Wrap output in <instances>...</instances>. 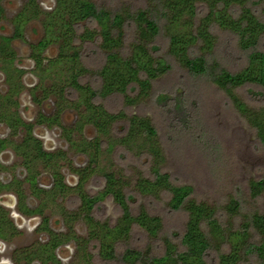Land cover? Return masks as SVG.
<instances>
[{"label":"trees","instance_id":"1","mask_svg":"<svg viewBox=\"0 0 264 264\" xmlns=\"http://www.w3.org/2000/svg\"><path fill=\"white\" fill-rule=\"evenodd\" d=\"M1 1L0 20L3 18ZM30 21H39L44 30L40 51L48 45L57 46L58 58L52 64L63 70L58 83H63V92L78 94V105L85 110L81 118L110 140L108 149L111 150L115 143L128 152L134 147L139 157L145 155L153 161L150 177L138 175L128 184L112 174H105V191L85 200L86 208L90 210L105 195H111L122 212L114 228L99 225L97 233L93 232L101 247L100 255L112 260L113 244L128 238L133 226L152 239L162 231L159 217L142 208L136 215L131 214L127 202L129 189L130 193L137 192L143 197L167 194L169 209L183 211L186 222L177 243L169 237L163 238L164 250L160 256L126 250L122 255L125 262L208 264L207 258L213 253L215 264H264V213L256 210L243 214L241 203L231 198L223 208L224 213H220L228 219L223 225L218 208L194 200L190 186L172 184L169 176L157 166L163 159V150L150 119L137 114L127 116L123 111L113 114L97 102L118 95L126 106H132L147 99L161 108L172 126L179 125L184 131L193 129L195 118L184 90L153 93V84L171 69L166 57L158 54L159 47L155 44L162 32L168 40L166 56L191 76L204 78L221 91L254 130L264 148V105L253 108L237 92L257 88L264 96V52L259 47L264 38V0H149L148 7L135 12L125 7L112 12L97 7L91 0H55V8L49 13L43 12L36 0H27L12 20L13 37H22L23 29ZM90 22L97 24L98 31L84 28L79 33L81 24ZM127 28H132L134 33L128 44ZM213 28L234 35L245 60L238 71L230 72L218 61ZM94 40L99 41L98 48L104 60L99 69L90 71L82 63L81 48ZM7 50L8 40L1 38L0 55H10ZM90 75L96 77L98 88L83 81ZM131 90L135 92L134 96L130 95ZM118 124H123V137L112 139L110 130ZM139 137L142 139L136 143ZM94 157L90 159L91 164L95 163ZM57 182V186L65 191L61 180ZM248 189L250 198H258L264 192V176L250 181ZM237 219L238 225L234 224V227L230 220ZM87 221L91 223L90 219Z\"/></svg>","mask_w":264,"mask_h":264},{"label":"rangeland","instance_id":"2","mask_svg":"<svg viewBox=\"0 0 264 264\" xmlns=\"http://www.w3.org/2000/svg\"><path fill=\"white\" fill-rule=\"evenodd\" d=\"M97 7H104L110 11H119L122 7L128 8L131 12L144 9L149 6V0H92ZM257 1V0H252ZM25 0H3L4 19L0 22V35L7 36L12 32L11 19L21 9ZM43 9L52 6V0H40ZM261 6V5H259ZM260 7H258L259 9ZM88 28L98 31V26L94 22L83 23L79 27V33ZM213 34L216 37L215 55L220 64L230 72H236L244 66V54L238 49L234 35L213 28ZM42 35V29L37 22L30 23L25 32L26 43H35ZM133 29L127 28V44L133 39ZM167 38L161 32L155 40L159 47V53L166 57L170 64V71L158 79L153 84V93H171L182 89L190 109L194 115L195 121L193 129L183 130L179 125H171L161 108L147 99L141 103L132 106H126L123 98L118 95L111 96L105 100L98 99L104 108L110 113L123 111L127 116L144 115L150 119L152 125L157 130V134L163 150V159L158 161L157 166L161 168L162 173L169 176L174 185H187L192 188V198L199 202H204L210 206L218 208L219 215L224 213V206L231 198L241 203L242 213L246 214L252 211L264 213V192L256 199L249 196L248 183L252 180H258L264 176V148L259 144L254 130H252L242 117L235 111L226 96L215 86L210 84L204 78H195L187 71L182 69L174 60L166 56ZM99 41L82 45V63L90 71L99 69L103 63L104 56L98 48ZM260 50L264 52V38L260 43ZM14 48L17 53L16 65L20 68L30 69L32 63L28 58L29 48L22 42H14ZM56 54L55 49L47 51L48 57ZM90 83L95 89L99 84L95 76H86L83 80ZM26 85L32 83L29 75L24 76ZM2 75L0 74V91H4ZM239 96L245 100L248 105L258 108L264 105V96L257 88H244L237 91ZM154 94V95H156ZM134 96L135 92L130 91ZM21 106L27 104L26 92L20 100ZM25 111V108H22ZM73 114L67 113L64 123H71ZM120 125V124H119ZM116 126L113 131L112 139L123 137L121 128L123 125ZM96 132L92 128L84 130V137L92 138ZM52 133H48L46 140H53ZM102 138L101 136L98 139ZM142 137L137 138L138 143ZM53 142H55L53 140ZM63 150L67 151L69 162L72 166H83L85 157L78 156L66 148L63 144ZM69 151V152H68ZM134 147L127 152L123 147L116 144L113 151H106L101 148L98 152L97 168L104 171H113L115 174L125 176L128 181L137 178L138 175L150 177V166L153 164L151 158L143 155L139 157ZM143 154L146 153L142 151ZM6 157V156H5ZM5 159V158H4ZM57 170L63 172L64 180L70 186L75 184L76 178L68 172L69 165L66 161L59 164ZM52 172V171H51ZM104 182L100 178H94L85 185L84 189L89 194H94L101 190ZM2 200H6V197ZM169 197L167 194H159L157 197H143L138 193H131L130 207L135 215L139 209H144L148 214L157 216L162 222V231L157 238H150L144 231L133 227L130 240L127 244H122L117 250L118 256L125 248L138 249L151 256H160L163 253V238L169 237L174 243L183 233L186 222V215L183 211H172L168 207ZM76 201L63 198V207L72 209ZM51 211L47 213L56 214L55 207L48 204ZM13 221L21 228V233L10 242L13 248L27 246L37 240V235L32 231L36 221L33 219H20L13 210ZM120 215L119 209L113 201L105 199L94 211V218L101 222L114 224ZM57 216V214H56ZM220 221L223 225L227 224V217L220 215ZM238 219L231 221L238 225ZM58 217L52 218V226L58 228ZM235 227V226H234ZM76 233L84 235L85 230L82 225L77 226ZM213 254V253H212ZM207 258L208 264H215V255ZM95 264H123L117 259L114 262L102 263L95 259Z\"/></svg>","mask_w":264,"mask_h":264},{"label":"flooded vegetation","instance_id":"3","mask_svg":"<svg viewBox=\"0 0 264 264\" xmlns=\"http://www.w3.org/2000/svg\"><path fill=\"white\" fill-rule=\"evenodd\" d=\"M52 1V6L43 9L40 0H36L40 9L46 13L52 12L55 8V0ZM13 18L11 19V34L0 35V39L8 40L7 53L11 55H0V74L5 87L4 91H0V264H95V259L102 263H110L119 259L123 264H129L122 259L125 251L140 250L125 248L120 256L117 250L122 244H127L132 229L136 226L131 228L128 238L113 244L114 258L105 259L100 255L101 247L94 236L99 225L114 228L122 216L121 209L111 195H105L90 210L86 208L85 200L94 198L105 191L107 187L105 174H112L127 184L136 178L127 181L124 174L117 175L113 171L97 168L100 149L113 151V148L108 149L110 140L103 138L93 124L81 118L85 110L83 106L78 105V94L63 92V83L60 84L57 80L58 76H63V70H58L52 64L58 58L57 46L48 45L42 51L39 50L44 39L41 23L30 21L25 25L22 37H13ZM3 19L4 7L3 18L0 22ZM32 22L39 23L42 35L35 43H26V28ZM17 41L27 44L29 48L28 58L32 63L30 69L16 65L17 53L14 42ZM51 49H55L56 54L48 57L46 53ZM26 75L32 79L30 85L24 82ZM60 80L63 78L60 77ZM23 92L27 95L25 106H21L20 103ZM22 108L26 110L23 111ZM67 113L73 114L72 122L69 124L63 121ZM116 126L110 130L112 136ZM86 128L94 129L96 135L92 138L84 137ZM121 130L123 131V127ZM48 133H52V139L55 142L45 139ZM99 136L102 138L98 139ZM63 144L76 155L85 157V164L78 167L72 166L67 151L63 150ZM91 157L95 158V163H90ZM63 161L69 165L68 172L76 178L73 186L67 184L63 172L57 170ZM94 178H100L104 186L94 194H89L84 187ZM58 179L64 185L65 191L57 186ZM127 196L131 210L129 189ZM5 197L6 200H2ZM63 198L73 199L76 201L75 206H72V209L63 207ZM108 198L113 201L120 212L114 224L101 222L94 218L96 208ZM48 204L55 207L57 216L47 213V211L52 212L51 209L48 210ZM11 210L19 215L20 219L36 221L32 228L37 235L36 241L17 248L9 245L21 233V228L13 221ZM53 217H58V228L52 226ZM88 219L91 223H88ZM79 225L84 227V235L76 233ZM140 252L146 254L143 251Z\"/></svg>","mask_w":264,"mask_h":264}]
</instances>
